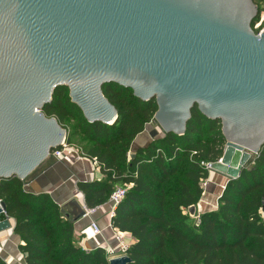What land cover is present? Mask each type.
<instances>
[{
    "label": "water",
    "instance_id": "95a60500",
    "mask_svg": "<svg viewBox=\"0 0 264 264\" xmlns=\"http://www.w3.org/2000/svg\"><path fill=\"white\" fill-rule=\"evenodd\" d=\"M257 9L253 0H0V180L26 179L66 139L42 112L58 86L89 122L114 123L102 92L110 82L156 99L162 136L183 134L194 104L219 119L225 143L211 168L236 178L264 144V29L250 28ZM84 206L73 197L60 207L76 222ZM10 226L0 200V232Z\"/></svg>",
    "mask_w": 264,
    "mask_h": 264
},
{
    "label": "trees",
    "instance_id": "16d2710c",
    "mask_svg": "<svg viewBox=\"0 0 264 264\" xmlns=\"http://www.w3.org/2000/svg\"><path fill=\"white\" fill-rule=\"evenodd\" d=\"M263 1L255 2L258 11ZM102 92L118 112L112 124L89 122L67 86L54 89L42 112L67 130V143L81 135L86 143L80 152L99 166L100 180L76 183L87 208L108 202L116 186L126 187L111 225L134 239L128 264H264V144L252 164L228 180L217 208L195 218L188 208L199 202L209 176L202 162L223 154L221 121L194 104L183 134L167 132L129 158L132 141L154 118L156 99L143 100L114 82ZM25 180H0V200L14 221L25 264H109L112 256L102 247L82 248L60 205L49 193L30 190ZM0 264L7 263L0 257Z\"/></svg>",
    "mask_w": 264,
    "mask_h": 264
},
{
    "label": "crops",
    "instance_id": "0c3cea01",
    "mask_svg": "<svg viewBox=\"0 0 264 264\" xmlns=\"http://www.w3.org/2000/svg\"><path fill=\"white\" fill-rule=\"evenodd\" d=\"M145 129L146 131L138 134L136 140L131 144L128 154L135 153L139 147H144L151 141L147 128L145 127ZM143 133H147V136H143ZM98 176L102 175L92 160L83 157L76 161L73 154H67L59 160L52 158V161L45 168L26 178L25 181L30 190L49 193L54 201L61 206L73 197L84 202L83 194L77 189L76 183L82 180L97 179ZM228 180L229 177L219 172H209L204 192L196 204L195 218L204 212L217 208L218 199ZM109 211L110 204L106 202L98 206L92 215V218L102 229L103 236L93 234L89 226L90 217L88 216L74 222L78 244L84 242L87 249L104 247L105 245L116 248L117 242L113 238V232L108 228L111 222ZM262 217L264 218L263 214ZM10 223V228L0 232V257L7 264H25L24 255L19 250L20 237L13 233L14 221L11 218Z\"/></svg>",
    "mask_w": 264,
    "mask_h": 264
},
{
    "label": "built area",
    "instance_id": "2783aa9c",
    "mask_svg": "<svg viewBox=\"0 0 264 264\" xmlns=\"http://www.w3.org/2000/svg\"><path fill=\"white\" fill-rule=\"evenodd\" d=\"M67 154H73L75 156L76 161H78L79 159L84 157L82 155V153L80 152V150L76 146H74L73 144L67 143L66 139H64L61 142L60 146H58L57 148H55L54 150L51 151L50 157L53 159L59 160ZM128 157H129V154H128ZM220 160H221V158L218 159V161H220ZM93 163L99 171V166H98L97 162L93 161ZM202 165H204L209 170V172L212 171L211 163L202 162ZM101 178H102V176L97 177L98 180H100ZM207 180H208V178L206 180H204V182L202 183L203 189L205 188V186L207 184ZM125 193H126V187H122V186H116L114 188V190L111 192L109 199H108V202L110 204V211H109L110 217L113 216L115 207L124 198ZM83 208L85 211L84 216L90 217L89 226H90L93 234L103 236L102 229L99 227L96 220H94L92 218V215L94 214V211L96 208H87L86 206H84ZM108 228L113 232L112 235H113L114 240L117 242V246H116V248H114L111 245H107V246L105 245L102 248H104L106 253L112 257L119 256V255H126L128 248L134 242L133 237L127 232H122V231H119L118 229L114 228L111 225V222H110ZM79 245L82 248L87 249L86 246L84 245V242H82V243L80 242Z\"/></svg>",
    "mask_w": 264,
    "mask_h": 264
},
{
    "label": "rangeland",
    "instance_id": "374dc122",
    "mask_svg": "<svg viewBox=\"0 0 264 264\" xmlns=\"http://www.w3.org/2000/svg\"><path fill=\"white\" fill-rule=\"evenodd\" d=\"M254 2L258 3V0H253ZM262 10L257 9V14L256 16L251 20L250 23V28L251 30L256 33L259 34L263 29H264V1L263 3H260ZM259 16V17H258ZM72 122V121H70ZM151 129H158L157 125L155 124V122L151 121L148 126H147V132L149 134L148 130ZM160 135H163V132L161 130H159ZM138 136V135H137ZM136 136V138H137ZM143 136H147V133H143ZM149 136V135H148ZM136 138L134 140H136ZM134 140L132 141V143L134 142ZM71 142L73 145H75L77 148H79V150L81 149L80 146L83 143H86V140L81 136V135H74L71 138ZM131 143V144H132ZM131 146V145H130ZM134 148V146H132ZM255 155H252L251 158L245 163V166H249L252 164V159ZM52 161V158L49 156L48 158H46L36 169L35 171H33L27 178L31 177L33 174H35L36 172L40 171L41 169L45 168L50 162ZM213 171V170H212Z\"/></svg>",
    "mask_w": 264,
    "mask_h": 264
},
{
    "label": "bare ground",
    "instance_id": "6f19581e",
    "mask_svg": "<svg viewBox=\"0 0 264 264\" xmlns=\"http://www.w3.org/2000/svg\"><path fill=\"white\" fill-rule=\"evenodd\" d=\"M147 126H148V125H147ZM147 126H146V128H147ZM144 131H146V129H145ZM144 131H143V132H144ZM220 162H221V160H220Z\"/></svg>",
    "mask_w": 264,
    "mask_h": 264
}]
</instances>
